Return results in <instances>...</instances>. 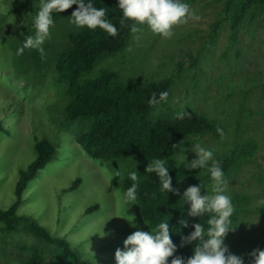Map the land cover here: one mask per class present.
I'll return each instance as SVG.
<instances>
[{
	"label": "rangeland",
	"instance_id": "rangeland-1",
	"mask_svg": "<svg viewBox=\"0 0 264 264\" xmlns=\"http://www.w3.org/2000/svg\"><path fill=\"white\" fill-rule=\"evenodd\" d=\"M224 1L188 4L200 19L174 26L169 37L140 25L126 50L102 59L90 77L104 70L115 72L121 84H150L172 77L167 101L154 115L175 116L192 109L225 130L220 140L212 136L183 140L189 162L195 158L192 143L210 149L214 158L242 145L257 146L254 155L226 179L233 213L239 215L224 242L230 253L251 264L249 254L264 249V12L248 17L234 31L226 21ZM38 8L39 0H0V209L13 205L19 172L36 158V140L48 139L56 147L55 159L28 184L18 214L68 240L90 263L115 264V251L123 250L127 236L148 231L135 202H121L126 172L136 169L141 179L147 165L138 157L93 159L78 144L89 122L67 118L68 83L59 80L56 62L69 46L68 35L80 28L69 19L53 22L43 51L39 50L41 63L34 59L37 49L17 55L23 39L34 32ZM180 152L181 147L172 149L173 155ZM119 168L124 174L116 177ZM78 179V188L69 191ZM195 184L201 181L180 182L176 189ZM236 199L247 201L244 209L239 210ZM128 214L135 217V228L121 218ZM23 244L41 248L46 262L51 260L54 247L27 233L7 236L0 231V264H23L28 256L20 249Z\"/></svg>",
	"mask_w": 264,
	"mask_h": 264
},
{
	"label": "trees",
	"instance_id": "trees-1",
	"mask_svg": "<svg viewBox=\"0 0 264 264\" xmlns=\"http://www.w3.org/2000/svg\"><path fill=\"white\" fill-rule=\"evenodd\" d=\"M197 0H183L191 4ZM87 2V0H86ZM94 7L105 9V19L117 28L115 36L108 35L100 28H80L68 35L69 46L59 56L56 62V71L60 81L68 83L67 94L70 97L65 112L70 121L89 122L88 129L78 138V144L93 159L122 160L138 157L146 165L154 159H163L172 178V188L176 189L180 182L192 185L200 180L209 184L206 170H184L178 165L172 154V145H179L183 140L197 136H212L216 139L225 137L224 128L214 119L196 113L192 109H184L183 118L175 116H155L154 112L159 106L148 103L153 94L167 91L170 94L174 84L172 77L150 84L118 82V75L111 70H104L97 77H90L96 65L104 58L114 57L126 50L134 33L130 31L131 21L126 20L119 24L122 15L116 0H91ZM224 14L232 30L236 31L250 16L255 17L257 12H264V0H225ZM76 5L62 13L52 12L53 22L70 19ZM140 25H137L139 27ZM36 63H41L42 54L35 52ZM169 96V95H168ZM223 130V137L216 132V128ZM0 131L3 127L0 123ZM257 146L242 145L230 154L215 158L224 173L225 179L235 173L244 162L255 153ZM36 158L27 167L20 170L19 180L15 188V201L8 209H0V231L4 235L27 233L45 244L54 247L51 260L46 258L37 246L23 244L20 249L27 253L23 264H92L82 258L68 240L56 237L40 225L34 218L18 214V207L23 202V195L28 184L37 174L46 168L56 156L57 150L48 139L36 140L34 145ZM182 177V179H181ZM132 181L126 178L123 190L130 187ZM137 199L135 202L145 228L151 231L162 220H169L170 238L177 245V254L188 258L192 255L194 243L180 247L181 235H188L193 229V223L200 222L207 228V218L186 217L183 213V204L180 197L173 193L159 191V179L154 173H145L138 179ZM80 180L73 183L69 191L78 188ZM199 185V184H195ZM188 186L178 190L181 194ZM201 194H204L201 189ZM239 210L247 205V201H235ZM98 207L90 209L96 210ZM187 209V205H184ZM181 215L189 219L188 228H180L177 220ZM237 213L231 216V223L238 220ZM174 229H179L176 232Z\"/></svg>",
	"mask_w": 264,
	"mask_h": 264
},
{
	"label": "clouds",
	"instance_id": "clouds-1",
	"mask_svg": "<svg viewBox=\"0 0 264 264\" xmlns=\"http://www.w3.org/2000/svg\"><path fill=\"white\" fill-rule=\"evenodd\" d=\"M117 6L122 15L119 24L123 25L126 20L131 21L130 31L138 32L137 25H147L154 34L163 37L172 35V28L178 24H185L188 20L200 19L195 13L190 12L189 5L183 0H116ZM76 5V9L69 17V23L78 28L104 30L108 35L115 36L117 28L108 19H105V9L94 7L91 0H39V8L35 11L32 21L34 32L26 36L17 48L16 54L21 55L25 49H37L43 51L42 45L49 37L50 26L53 25L52 12L62 13ZM169 93L162 91L153 94L148 103L159 106L166 102ZM175 102V101H174ZM178 118H183L184 113H177ZM216 132L223 137L224 133L220 127ZM180 145L173 144L172 148L181 147V152L174 155L176 163L182 164L184 170H206L210 183L204 185L188 186L181 194L177 189L172 188V178L169 176V169L165 166L163 159H154L147 164L145 171L154 173L159 179V191L161 193H173L180 197L179 203L183 204V213L186 217L197 218L208 215L207 228L200 223L191 225L192 231L184 236L181 235L180 247L191 245L195 242L192 255L188 258L174 255L177 245L170 238L169 220H162L151 231H134L123 241V250L115 251V264H244V260L229 252L225 245V237L231 227V216L234 207L231 197L227 192V180L210 149L203 147L200 143H192V151L195 154L190 162L184 155ZM124 174L120 169L115 172L116 177ZM127 178L132 181L130 187L122 193L121 202L125 205L137 199L138 173L135 170L126 172ZM182 179V177H181ZM204 194H201V189ZM117 192L119 189L116 190ZM187 205V209L184 208ZM184 215L178 218L180 228H188L189 219ZM136 227L135 217L127 215L121 217ZM104 227V226H103ZM103 229V228H102ZM179 232V229H174ZM101 237L105 233L98 232ZM252 258L251 264H264V249H256L249 254ZM171 257L169 261L168 258Z\"/></svg>",
	"mask_w": 264,
	"mask_h": 264
}]
</instances>
